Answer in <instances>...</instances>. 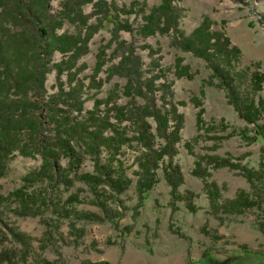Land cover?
<instances>
[{
  "label": "trees",
  "instance_id": "trees-1",
  "mask_svg": "<svg viewBox=\"0 0 264 264\" xmlns=\"http://www.w3.org/2000/svg\"><path fill=\"white\" fill-rule=\"evenodd\" d=\"M181 1L159 0L148 8L138 0L121 7L107 0H63L60 10L51 12L50 0H0V178L8 173L16 156L39 160L36 167L22 175L18 187L0 194V264L12 261L11 251L4 248L9 238L21 245L24 253L29 245L24 233L3 221L8 213L40 216L48 235L51 218L44 214L49 212L56 217L55 223L67 221L74 239H79L85 231L76 227V220H119L127 208L123 195L133 188L138 199L136 208L141 206L158 183L159 170L170 196L177 197L184 181L176 160L184 127V114L178 107L185 102L174 97L173 84L175 78L190 74L188 65L177 57L172 67H165L159 48L147 43L137 45L134 40L122 38L121 32L140 39L168 35L172 46L203 60L237 115L246 125H252L238 133L241 140L251 143L257 136H264V123L259 122L264 100L242 93L246 78L237 68L240 49L224 31L211 29L213 22L207 17L185 35L180 28ZM89 3L92 10L86 13L84 6ZM108 8L118 14L135 13L141 23L134 28L128 18L115 20L107 43L98 48L93 73L86 83L80 75L86 64L80 59L102 27ZM66 24L73 30L64 29ZM143 50L150 59L147 64ZM55 54L60 58L56 60ZM254 66L251 85L256 91L261 89L264 73L257 64ZM51 72L54 91L49 92L46 81ZM100 72L104 78H95ZM113 77L122 79L123 84L113 83L105 96L93 92L92 106L85 108L86 88L100 89ZM191 102L196 109L197 134L193 141H197L214 126L207 125L204 119L202 100L193 97ZM220 125L216 131L226 129ZM230 136L208 138L216 139L213 147L217 148L219 141ZM184 146L194 155L191 141H185ZM233 160L215 154L194 160L192 174L203 179L215 211L219 188L206 180L210 173L205 163L214 169L240 167L254 190L253 194L240 190L233 199L226 200L225 205L232 211L257 206L262 200L264 150L258 169ZM73 187L85 195L72 191ZM82 203L94 206L97 212L78 210ZM188 207L192 209V204ZM19 260L25 261L26 254Z\"/></svg>",
  "mask_w": 264,
  "mask_h": 264
},
{
  "label": "rangeland",
  "instance_id": "rangeland-1",
  "mask_svg": "<svg viewBox=\"0 0 264 264\" xmlns=\"http://www.w3.org/2000/svg\"><path fill=\"white\" fill-rule=\"evenodd\" d=\"M62 1L50 0V11L60 10ZM107 1L121 7L131 0ZM138 1L144 2L148 8L159 3V0ZM180 5L183 8L180 20L183 33L189 34L204 17L213 22L211 29L224 31L241 52L237 68L244 72L246 78L243 82V95L264 100V82L261 89L256 91L251 85L254 65L257 64L264 73V0H182ZM91 10L90 3L84 6L86 13ZM105 13L102 27L94 34L88 52L80 59L86 64L80 74L86 83L93 73L98 48L107 43L115 20L128 18L134 28L141 23L140 16L135 13L118 14L113 8H108ZM64 29L72 31L73 26L66 24ZM120 35L134 40L137 45L147 43L159 48L165 67H172L177 57L182 59V64L188 65L190 74L175 78L173 84L174 97L185 102L178 107L184 114V127L176 160L181 165L184 181L178 188L177 197L170 196V188L159 170V181L146 195L141 206L136 208L138 199L133 188L123 195L127 208L119 220H76V227L85 231L79 239H74V231L69 228L67 221L55 223L56 217L52 218L49 212L44 214L45 218H51L48 235L40 216L17 217L8 213L3 216V221L24 233L29 245L24 253L21 245L9 238L4 242V248L11 251L12 261L3 264H264V192L257 206L232 211L225 205L226 200L233 199L240 190L250 194L254 190L241 174L240 167L214 169L205 163L210 173L206 180L215 182L219 188L215 211L203 179L192 174L194 160L204 154L229 156L234 162L258 169L264 150V136H257L251 143L241 140L238 133L245 126L251 129L252 125H246L228 103L225 90L216 85L217 81L211 77V70L206 63L190 52L172 46L168 35L157 34L145 39L128 32H121ZM142 53L147 64L150 59L146 50ZM59 58L60 55L55 54V59ZM104 76L100 72L95 78ZM170 77L173 78L171 74ZM115 82L123 84L122 79L113 77L104 82L100 89L88 86L84 94L85 108L92 106L93 92H97V96H105ZM46 84L49 92L54 91V72L48 75ZM193 97L202 100L204 119L207 125L214 126L197 141H193L197 134L196 109L191 102ZM259 122L264 123V112ZM221 123L226 129L216 131ZM226 134L232 136L217 140V148L213 147L216 139L208 138ZM185 141H191L194 155L186 150ZM38 164V159L16 156L9 164L8 173L0 178V194L5 195L18 187L22 175ZM75 188L72 191L80 196L85 195L84 191L80 193ZM63 194L66 196L65 192ZM190 204L192 209L188 207ZM77 209L97 212L94 206L87 203L78 205ZM57 224H60L59 228ZM23 254H26V260L20 261ZM40 260L43 263H39Z\"/></svg>",
  "mask_w": 264,
  "mask_h": 264
}]
</instances>
